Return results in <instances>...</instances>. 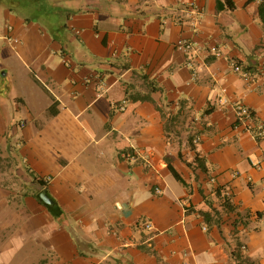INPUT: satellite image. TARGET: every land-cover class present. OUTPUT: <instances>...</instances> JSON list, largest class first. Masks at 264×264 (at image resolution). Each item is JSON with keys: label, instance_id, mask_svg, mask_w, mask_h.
Returning <instances> with one entry per match:
<instances>
[{"label": "crops", "instance_id": "0c3cea01", "mask_svg": "<svg viewBox=\"0 0 264 264\" xmlns=\"http://www.w3.org/2000/svg\"><path fill=\"white\" fill-rule=\"evenodd\" d=\"M232 1L0 0V264H264V0Z\"/></svg>", "mask_w": 264, "mask_h": 264}, {"label": "built area", "instance_id": "2783aa9c", "mask_svg": "<svg viewBox=\"0 0 264 264\" xmlns=\"http://www.w3.org/2000/svg\"><path fill=\"white\" fill-rule=\"evenodd\" d=\"M189 8L192 12H195V13L200 11L198 6L195 5L194 3L190 4ZM15 41H17V40H15ZM175 46L177 49L185 52L190 59H192V57H194L193 55H194L195 51L197 50V49L195 50L194 43L191 40L184 39V38L179 39L176 42ZM209 51L214 56H221V54H222L221 47L217 46V45L210 46ZM243 67L244 66L242 64H239L236 60H234L232 62V68H233L234 72L241 75V77L244 80H246L247 82L251 83V82L255 81L257 79V76L259 73L257 75H254V74H252V72L244 69ZM227 103H228V98H226L225 96H222L220 98V104L222 106H224ZM120 109L123 110L124 105H121ZM235 110H236L238 122H240L239 124H244L248 130L253 132L255 115L253 114L252 110L247 105H244L241 103L235 104ZM257 134L261 137L263 135V131L260 130V131H258ZM158 191H159V189H158ZM144 227L147 230H153V224L150 221H145Z\"/></svg>", "mask_w": 264, "mask_h": 264}, {"label": "trees", "instance_id": "16d2710c", "mask_svg": "<svg viewBox=\"0 0 264 264\" xmlns=\"http://www.w3.org/2000/svg\"><path fill=\"white\" fill-rule=\"evenodd\" d=\"M250 1H252V0H250ZM226 4L228 5V7L230 8V9H234L235 8V3L232 1V0H226ZM263 5V4H262ZM260 6V13H261V15H262V17H263V19H264V6ZM218 7L220 8L221 7V1H219L218 2ZM237 61V60H236ZM239 64H242V62L241 61H237ZM243 65V64H242ZM244 66V65H243ZM244 69H246V70H249L250 72H252V74H254V75H257L259 72H258V68H251V67H246V66H244L243 67ZM251 109V108H250ZM252 110V109H251ZM252 112H253V114L255 115V112L252 110ZM255 120H256V116H255ZM239 123L240 122H238V119H237V125H239ZM253 132H254V135L256 136V138L257 139H259L260 138V136L257 134L258 132H255V129L253 130ZM199 140H200V137L199 136H196V137H191V142L193 143H197V142H199ZM195 162H196V164L198 165L197 167H199V168H201V170H203V171H206L207 170V167H206V165H205V160L202 158V157H200V155H197L196 156V159H195ZM170 170L172 171V173L174 174V176L180 181V182H182L183 184H186V182H185V180H184V178L179 174V172L173 167V166H171L170 165ZM218 192H220V194H221V192H222V190L219 188L218 189ZM224 206L225 207H227L228 209H231V210H235V208L233 207V204H232V201H231V197H230V195H225L224 196ZM49 207L50 208H53L54 207V205H49ZM203 214V216L207 219V220H209V221H213L214 219H215V217H218L219 216V214H218V212L215 210L214 211V214H212V213H208V212H204V213H202Z\"/></svg>", "mask_w": 264, "mask_h": 264}, {"label": "water", "instance_id": "95a60500", "mask_svg": "<svg viewBox=\"0 0 264 264\" xmlns=\"http://www.w3.org/2000/svg\"><path fill=\"white\" fill-rule=\"evenodd\" d=\"M41 197L49 204H53L54 201L49 197L48 193L46 190H44L41 194Z\"/></svg>", "mask_w": 264, "mask_h": 264}]
</instances>
